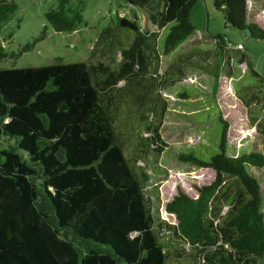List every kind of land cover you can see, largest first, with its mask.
Returning a JSON list of instances; mask_svg holds the SVG:
<instances>
[{
    "label": "trees",
    "instance_id": "16d2710c",
    "mask_svg": "<svg viewBox=\"0 0 264 264\" xmlns=\"http://www.w3.org/2000/svg\"><path fill=\"white\" fill-rule=\"evenodd\" d=\"M125 1L145 8L158 28L168 27L165 55L195 31L196 0ZM216 4L229 26L264 39L248 19L246 0ZM17 9L16 0H0V32ZM84 9V0H57L44 18L54 31L71 32L88 26ZM120 27L137 32L139 41L122 51L118 72L102 68L103 82L85 61L0 66V264H169L171 243L163 240L169 237L200 248L209 264H264V197L248 169L264 167V154L229 155L222 117L209 159L179 156L213 169L214 180L196 186V196L179 189L165 204L177 222L158 221L146 188L150 176L135 171L117 138L112 107L119 95L106 91L124 80L122 89L133 92L134 66L145 68L139 47L145 36L135 21L117 15L102 34L111 37ZM213 39L226 47L225 37ZM11 57L17 54L0 42V62ZM147 128L160 149L157 127Z\"/></svg>",
    "mask_w": 264,
    "mask_h": 264
},
{
    "label": "rangeland",
    "instance_id": "374dc122",
    "mask_svg": "<svg viewBox=\"0 0 264 264\" xmlns=\"http://www.w3.org/2000/svg\"><path fill=\"white\" fill-rule=\"evenodd\" d=\"M16 2L18 9L3 26L0 42L17 57L1 61L0 66H38L58 57L67 62L85 61L96 66L95 80L103 82L107 72L102 68L118 72L122 51L139 41L138 33L128 28L116 29L111 37L102 34L104 28L115 25L117 15L137 23L145 36L139 42L146 56L144 72L136 63L133 92L122 89L124 80L112 87L114 91H106L119 95L112 107L117 138L135 171L150 176L146 188L158 221L177 222L165 204L179 189L196 196V186L214 180L213 169L179 156L193 152L209 159L218 149L220 117L228 122L229 155L264 154V39L229 26L224 7H218L216 0L195 1L190 14L194 33L167 55L163 41L168 27L158 28L145 8L125 0H84L88 26L71 32L54 31L45 21L44 13L57 0ZM246 2L248 19L264 30V0ZM217 35L227 39L226 47L215 43ZM150 123L157 127L160 149L149 139ZM248 169L258 179L264 197V167ZM163 240L171 243L169 264H209L203 261L200 248L170 237Z\"/></svg>",
    "mask_w": 264,
    "mask_h": 264
},
{
    "label": "built area",
    "instance_id": "2783aa9c",
    "mask_svg": "<svg viewBox=\"0 0 264 264\" xmlns=\"http://www.w3.org/2000/svg\"><path fill=\"white\" fill-rule=\"evenodd\" d=\"M241 46V45H240Z\"/></svg>",
    "mask_w": 264,
    "mask_h": 264
}]
</instances>
